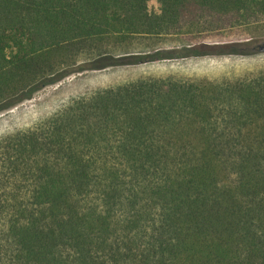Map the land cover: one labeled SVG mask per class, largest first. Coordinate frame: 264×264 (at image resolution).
Segmentation results:
<instances>
[{
    "label": "trees",
    "instance_id": "trees-1",
    "mask_svg": "<svg viewBox=\"0 0 264 264\" xmlns=\"http://www.w3.org/2000/svg\"><path fill=\"white\" fill-rule=\"evenodd\" d=\"M149 1L0 0V114L74 73L250 51L109 54L130 37L264 19V0ZM80 108L0 144V264H264L263 82L149 81Z\"/></svg>",
    "mask_w": 264,
    "mask_h": 264
},
{
    "label": "rangeland",
    "instance_id": "rangeland-1",
    "mask_svg": "<svg viewBox=\"0 0 264 264\" xmlns=\"http://www.w3.org/2000/svg\"><path fill=\"white\" fill-rule=\"evenodd\" d=\"M148 5L150 11H160L158 0H150ZM245 41L250 42L248 53L161 59L71 74L58 83L40 89L30 99L3 111L0 114V144L20 133L47 131L48 124H53L56 118L62 117L71 110L83 109L80 106L85 101L98 97L105 91L142 82L161 81L207 87L212 84L229 86L248 81L264 83V54L254 49L264 43L263 18L258 22L251 21L245 26L226 30L130 37L109 54L118 58H131V56H149L161 52L162 55L167 56L196 43L220 46ZM68 52L70 55L76 54L71 50ZM79 55L78 64L94 57L88 50H84ZM61 60L62 58H58V61ZM219 114L220 112L216 113L217 116H220Z\"/></svg>",
    "mask_w": 264,
    "mask_h": 264
},
{
    "label": "water",
    "instance_id": "water-1",
    "mask_svg": "<svg viewBox=\"0 0 264 264\" xmlns=\"http://www.w3.org/2000/svg\"><path fill=\"white\" fill-rule=\"evenodd\" d=\"M254 49L256 52L264 54V43L257 45Z\"/></svg>",
    "mask_w": 264,
    "mask_h": 264
}]
</instances>
